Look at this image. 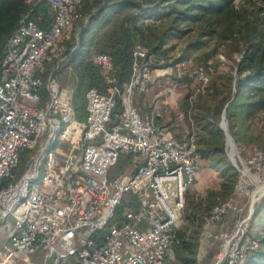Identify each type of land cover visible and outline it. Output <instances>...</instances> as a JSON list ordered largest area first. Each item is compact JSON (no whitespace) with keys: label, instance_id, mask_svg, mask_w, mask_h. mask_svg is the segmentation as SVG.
<instances>
[{"label":"built area","instance_id":"2783aa9c","mask_svg":"<svg viewBox=\"0 0 264 264\" xmlns=\"http://www.w3.org/2000/svg\"><path fill=\"white\" fill-rule=\"evenodd\" d=\"M26 4L30 10L7 42L0 80V228L6 234L0 260L178 264L176 245L202 160L193 137L179 142L154 111L144 115L136 105L154 83L148 49L135 47L132 78L122 91L112 56L94 57L109 88L87 90L82 117L74 91L62 86L60 76L78 48L69 50L64 40L84 20L83 0ZM41 6L52 17L47 26L41 12V23L30 18ZM213 71L201 66L192 72L199 92ZM229 155L237 179L203 223L202 238L218 244L215 264H247L248 252L259 246L248 233L264 197V149ZM122 157L126 167L115 174Z\"/></svg>","mask_w":264,"mask_h":264},{"label":"trees","instance_id":"16d2710c","mask_svg":"<svg viewBox=\"0 0 264 264\" xmlns=\"http://www.w3.org/2000/svg\"><path fill=\"white\" fill-rule=\"evenodd\" d=\"M250 1L251 8L237 7L234 0H83L84 20L88 16L90 20V26L82 33L83 39L88 31H93L92 43L96 40V51L112 56L117 86L121 91L132 78L134 51L138 44L148 49L147 61L153 69L172 63L170 40L193 31L196 38L191 45L196 50L210 46L208 44L216 40L219 41L218 46L231 42L236 51L244 52L236 78L214 79L216 69L213 65L207 62L199 65L212 66L214 71L206 90L207 96L197 101L193 125L190 120L188 123L189 105L183 110L188 133L193 129L202 164L207 161L214 168H222L224 173L233 171V168L227 162L229 145L226 132L219 124L221 116L235 142L241 141L244 123L264 118V0ZM29 10L26 0H0V80L7 42ZM48 10V6H41L39 12L35 10L30 14V18L41 23L39 15L42 14L43 25L47 26L52 20ZM102 15L104 17L100 20ZM76 54L77 50L70 66ZM91 70L88 89L106 92L109 85L100 70L94 64ZM122 110V101L117 96L116 112L121 113ZM149 112L151 110L146 114ZM155 117L174 138L181 143L186 142L184 134L175 133L178 127L170 128L171 123H163L156 114ZM232 176L237 177L236 169ZM233 188L234 185H230L232 191ZM262 199L253 219L261 223L262 234L254 236L249 231V239L257 240L259 246L248 252L247 264H264V197ZM124 209L122 206L121 212ZM184 233L180 231V242L176 245L178 264H197L195 254L190 251L193 235L188 239ZM217 247L219 252L218 244Z\"/></svg>","mask_w":264,"mask_h":264},{"label":"rangeland","instance_id":"374dc122","mask_svg":"<svg viewBox=\"0 0 264 264\" xmlns=\"http://www.w3.org/2000/svg\"><path fill=\"white\" fill-rule=\"evenodd\" d=\"M234 3L237 7H252L250 0H234ZM103 17L104 15L100 17V20H102ZM89 22L90 20L88 16L84 22L81 21L76 23L75 26L68 32L66 39L64 40V46L69 50L73 46H77V54L72 62V65L68 69H65L60 76L62 86L66 89L74 91L76 106L78 105L77 114L79 111V114L82 117L87 111L86 92L89 88L90 73L94 64L93 59L96 55L100 54L94 47L96 40L92 43L93 31H88L86 37L83 39L82 33L90 26ZM195 38V31H193L191 34L181 38H174L173 40H170L168 46L173 49L170 52L172 63L155 69L154 83L145 93L146 96H143L141 97L142 99L140 98L136 101V105L138 106L140 112L146 115V112L150 110L151 107L155 106L157 102L160 101L158 106H162V97H165L166 95L173 96L169 103V113L166 117V123H171L169 126L170 128L174 126L178 127L175 129V133L179 134L180 132L184 134L185 138L183 139H185V143H187L189 141L188 139H190L188 134H190V137L193 138L194 134L192 128L190 129V133H188L183 110L189 105L188 123L191 121L193 125V114L195 112V108L197 107V101L200 97H206V93L208 91L206 89L207 91L205 90L204 92H199L201 86L195 78L191 76L192 72L199 65L207 62L210 65H213L216 69L214 79L223 77L225 80L231 76L236 78L238 64L244 55V52L236 51V47L233 43L226 42L218 46L219 41L216 42V40L211 41L210 44H208L210 46H205L200 50H196L191 45ZM100 73L104 76L102 72ZM177 84H179V87L176 90L173 89ZM263 119L264 118L259 117L255 119V121L244 123L241 141L235 142L232 138L235 144V156L237 154L248 155L251 150L256 147L264 149ZM222 122L223 118L221 116L219 120L220 126L222 125ZM64 147H67V145H64ZM37 151L38 150L27 155V157L23 160V163L25 164L30 157L36 155L35 153ZM230 151L231 147L229 146V153ZM227 162L233 168V171H230L229 173H224L222 168H214L209 162L204 161L199 180L188 194L185 215L187 223L183 226L181 231L185 232L184 236L188 235V239L189 236L193 235L192 241L190 242L192 243V250L190 251L195 254L197 264H215L216 256L218 254L217 243L215 244L211 240H204L202 238V224L210 215L213 207L226 200L232 193L230 185H235L237 177L232 176L235 172V166L229 154ZM126 163L127 158L122 157L118 167L114 169V173L116 174L124 171ZM262 200L263 199H261L254 207L252 221ZM258 221L259 220L253 221L249 225V231L254 236L262 234L261 223ZM5 235V230L1 227L0 253L3 249ZM0 264L38 263L37 259L25 261L22 258H16L10 261L0 260Z\"/></svg>","mask_w":264,"mask_h":264},{"label":"crops","instance_id":"0c3cea01","mask_svg":"<svg viewBox=\"0 0 264 264\" xmlns=\"http://www.w3.org/2000/svg\"><path fill=\"white\" fill-rule=\"evenodd\" d=\"M143 96H146V95H142V96L137 97L136 101H137V99L139 100ZM172 97L173 96L166 95L165 97H162V101H161L162 106H158V103H160V101H159V102H157V104L155 106L150 108L151 112L154 111L156 113V115L158 116V118H160L161 121L165 124L167 122L166 117L168 116V113H169V106H170L169 103H170ZM141 107H142V104H141ZM232 224H233V218L232 217L227 218V220L225 222V227L230 228L232 226Z\"/></svg>","mask_w":264,"mask_h":264},{"label":"water","instance_id":"95a60500","mask_svg":"<svg viewBox=\"0 0 264 264\" xmlns=\"http://www.w3.org/2000/svg\"><path fill=\"white\" fill-rule=\"evenodd\" d=\"M221 126H222V129L226 132L228 145L230 146V143H233L234 144L233 139H232V137H231V135H230V133H229V131L227 129V123H226L225 119L223 120ZM230 152H232V147H231V151Z\"/></svg>","mask_w":264,"mask_h":264},{"label":"bare ground","instance_id":"6f19581e","mask_svg":"<svg viewBox=\"0 0 264 264\" xmlns=\"http://www.w3.org/2000/svg\"><path fill=\"white\" fill-rule=\"evenodd\" d=\"M231 142V141H230ZM230 146L232 147V155H234L235 152V144L230 143ZM233 157V156H232Z\"/></svg>","mask_w":264,"mask_h":264}]
</instances>
